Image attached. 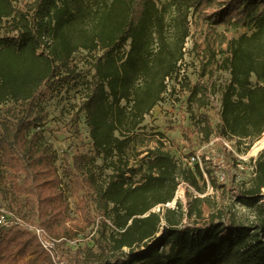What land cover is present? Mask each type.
<instances>
[{
  "label": "trees",
  "instance_id": "1",
  "mask_svg": "<svg viewBox=\"0 0 264 264\" xmlns=\"http://www.w3.org/2000/svg\"><path fill=\"white\" fill-rule=\"evenodd\" d=\"M18 1L0 0V206L14 216L12 225H0V264H55L25 224L74 238L86 231L90 236L97 221L89 239H96L99 251L87 244L72 253L74 264H83L84 252L101 264H264V150L250 186L239 193L254 207V219L212 214L199 223L184 221L193 211L202 217L198 197L187 212L178 202L153 210L174 200L181 182L201 190L200 179L205 181L199 166L181 165L162 146L152 150L138 184L120 168L102 179L95 160L77 153L67 170L72 190L82 192L79 217H73L56 153L43 141V100L77 80L74 55L86 50L94 72L81 109L94 152L121 160L131 133L163 100L167 78L180 70L191 14L216 0ZM219 2L221 19L233 15L234 24L250 31L228 43L223 66L231 79L218 129L208 113L196 125L202 142L213 134L253 142L264 132V0ZM186 85L192 87L191 100L205 104L208 87Z\"/></svg>",
  "mask_w": 264,
  "mask_h": 264
},
{
  "label": "rangeland",
  "instance_id": "2",
  "mask_svg": "<svg viewBox=\"0 0 264 264\" xmlns=\"http://www.w3.org/2000/svg\"><path fill=\"white\" fill-rule=\"evenodd\" d=\"M30 1L20 0L17 4L23 6ZM219 1L216 0L202 13L191 14V34L186 43L185 57L180 63V71L170 77L163 100L146 116L142 125L131 133L130 143L121 160L118 155L104 157L94 152L86 113L81 109L87 82L94 72L88 51L80 50L74 55V65L79 73L77 80L69 82L44 98L43 105L48 111V117L42 126L43 141L56 153L55 162L63 178L62 187L65 189L69 213L73 217H79L77 207L82 192L75 193L72 190V176L67 170L73 164V157L77 153H86L95 160L102 179H107L120 168L126 170L129 180L138 184L153 157L150 156L152 150L162 146L177 161L190 156L197 149V152L203 155L207 174L204 176L205 181L200 179L201 190L187 182H181L174 200L166 207L175 208L178 202L187 212L198 197L202 217L197 215V211H193L191 216H185L184 221L202 223L212 214L221 215L225 219L235 218L238 221L254 219V207L241 198L239 193L250 186L255 175L257 158L264 150V133L258 138L263 140L260 143L258 139L253 142L249 139H243L241 142L227 140L225 147L218 140L200 149L204 143L196 125L199 115L208 113L216 127L215 130L218 129L220 108L215 102H207L208 95L213 93L222 96L231 79L230 71L223 66L224 58L230 55L228 43L241 33L250 31L247 27L234 24L233 15H229L225 20L221 19L222 5ZM181 72L185 77L183 82H179ZM187 83L206 85L210 89L206 93L207 97H202L206 101L205 104H201L198 98L193 97L191 100L192 87L187 88ZM165 106L167 108H164ZM165 141H169L170 146L165 145ZM86 233L87 231L77 236L85 238L78 248H61L62 261L74 264V258L71 256L77 250L85 249L87 244L93 245L94 252L99 251L96 239H89L93 236L90 235L92 231L89 232L90 236H86ZM80 259L83 264L100 263L88 252L81 254Z\"/></svg>",
  "mask_w": 264,
  "mask_h": 264
},
{
  "label": "built area",
  "instance_id": "3",
  "mask_svg": "<svg viewBox=\"0 0 264 264\" xmlns=\"http://www.w3.org/2000/svg\"><path fill=\"white\" fill-rule=\"evenodd\" d=\"M184 78H185L184 74H182V72H181L179 74V82H183ZM169 79H170V77L167 78V81H166L167 84H168ZM208 90H210V89H208ZM208 98H209L208 102H209V100H210V103L215 102V104L218 105V107L220 108L219 111L221 112V110H222V96H219L217 94L214 95L213 93H210L208 95ZM164 108H167V107L165 106ZM200 136H201V139H203V133H200ZM218 140H220L224 144L225 147L227 146V140L228 139L226 136H217V135L213 134L211 139L208 142H203L204 144L201 146L200 149H202L206 146L212 145V144H214V141H218ZM228 141H232V140H228ZM262 141L263 140H261V138H260L259 143ZM164 143H165V145L170 146L169 141H165ZM171 149H173V147H171ZM202 158H203V155L199 154V152H197V149H196V150H194V152L190 156L182 157V159H180V161H178V162L184 166H189L191 168H194L197 165L200 167L204 176H207L205 169H204V162H203ZM222 178H224V176H222ZM169 204H170V202L166 203V204L157 205L153 210L157 211V212L160 211L161 209L164 210L166 208V206H168ZM13 217H14L13 214L6 207L0 206V225H6V226L12 225V222L14 220ZM98 226H99L98 221L93 224V226H92L93 231L90 234L91 236L96 234ZM24 228L28 229L33 235L36 236V238L39 240L41 245L51 255L55 264H63L61 262V256H60L61 255V248L66 247V248L76 249L80 245H82V242L85 239L83 236L77 237V238H72V239L67 238V237H54V236L50 235L49 233H47V231L43 227H41L37 224L36 225L25 224Z\"/></svg>",
  "mask_w": 264,
  "mask_h": 264
}]
</instances>
